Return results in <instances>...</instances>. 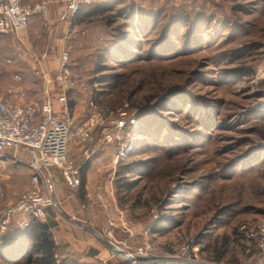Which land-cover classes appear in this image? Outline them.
Listing matches in <instances>:
<instances>
[{"label": "rangeland", "instance_id": "obj_1", "mask_svg": "<svg viewBox=\"0 0 264 264\" xmlns=\"http://www.w3.org/2000/svg\"><path fill=\"white\" fill-rule=\"evenodd\" d=\"M55 2L23 32L0 35V100L39 105L48 91L61 109L64 51L75 80L66 167L80 183L57 168L54 205L33 220L55 223L51 237L88 235L107 255L94 264H132L143 246L262 264L264 0H93L75 15ZM96 114L105 120L87 155L79 128ZM19 158L0 159V264H28L10 261L8 239L30 220L12 213L2 227L33 187ZM69 247L62 238L57 264L70 263Z\"/></svg>", "mask_w": 264, "mask_h": 264}, {"label": "built area", "instance_id": "obj_2", "mask_svg": "<svg viewBox=\"0 0 264 264\" xmlns=\"http://www.w3.org/2000/svg\"><path fill=\"white\" fill-rule=\"evenodd\" d=\"M70 15L77 14L83 7L93 0H60ZM51 8V0L26 2L25 0H0V35H18L25 30L31 16L46 14ZM61 70L59 81L60 94L57 98L61 109L56 110L55 104L47 93V98L41 104H20L8 100H0V151L6 149H26L30 152L24 162L32 171L33 187L22 194L19 204L10 208L3 219L2 227L6 228L12 213L29 214L33 219H42L47 209L54 205L52 169L62 168L63 176L72 187L79 185L77 170L68 169V145L74 125L69 114L66 94L75 85L68 66L69 55L61 54ZM100 114L92 115L85 125L79 128V135L83 146H87L89 155L93 137L91 129L104 123ZM123 125V123H121ZM120 124V125H121ZM106 140L113 141L110 133ZM28 225V223H25ZM264 259V244L261 245ZM134 264H212L201 261L196 249L184 247L182 254L177 256H153L148 246L139 247L129 253ZM106 264V261H104Z\"/></svg>", "mask_w": 264, "mask_h": 264}, {"label": "crops", "instance_id": "obj_3", "mask_svg": "<svg viewBox=\"0 0 264 264\" xmlns=\"http://www.w3.org/2000/svg\"><path fill=\"white\" fill-rule=\"evenodd\" d=\"M25 1L26 2H35L38 0H25ZM56 2L62 3L60 0H56ZM51 4H52V0H51ZM40 15H44V14H35V15L31 16L30 21H29V25L31 24V21L34 17H38ZM29 155H30V152L26 149L17 150V149H11L10 148V149L0 151V159L4 160V158L8 157V158L14 160V158L21 157V158L17 159V161L21 162V164H24L23 159L28 158ZM57 170H58L57 168L52 169V174L54 173V175L56 176ZM12 175H20V174H19V172H16V173H13ZM21 214L22 215H20V218L24 221L26 220L25 221L26 223H28L30 220V225L27 228V232L19 233L17 236H14V237L8 239V241H9L8 257H9L10 261L11 260L13 261V263H15L14 260L19 261L21 258H24L25 256H27V253L32 251L33 244L35 243V238H34L33 232H34V228L36 227L37 222L35 220H33V218L29 214H26V213H21ZM42 223H47L49 225V231H50V233L52 232V234H53V231L56 230V228H57V226H55V223H53L51 221L42 222ZM23 224H25V223H23ZM10 225L11 224H9V226L7 227V229L9 230L8 231L9 234H10V232L14 231V230H12V227L10 229ZM52 237H53V241L56 245L55 252L58 249V247L60 246V244L62 242V238H64V239L66 238L70 242V247L68 248V250L66 252V256H65L67 258V260L70 262L69 264H94V263H96L95 261H98V260L102 261L103 260V257L101 255L107 256V255H105L104 249H101L97 245H94L93 243L90 242V240H89L90 237L88 235L80 236V235L76 234V236H75L74 234H71V235H67L66 237H60V235L57 233L56 237H55V234ZM56 257H58L57 253L55 254V258ZM57 260H56V262H57ZM262 264H264V261Z\"/></svg>", "mask_w": 264, "mask_h": 264}, {"label": "trees", "instance_id": "obj_4", "mask_svg": "<svg viewBox=\"0 0 264 264\" xmlns=\"http://www.w3.org/2000/svg\"><path fill=\"white\" fill-rule=\"evenodd\" d=\"M83 182L84 179H82V184ZM33 235L35 243L33 244V250L27 253L28 264H57L55 258L56 245L51 237L49 225L37 222Z\"/></svg>", "mask_w": 264, "mask_h": 264}, {"label": "water", "instance_id": "obj_5", "mask_svg": "<svg viewBox=\"0 0 264 264\" xmlns=\"http://www.w3.org/2000/svg\"><path fill=\"white\" fill-rule=\"evenodd\" d=\"M113 248H114V251H116V252H119V253H124L125 252L122 248H120L118 246H114Z\"/></svg>", "mask_w": 264, "mask_h": 264}, {"label": "bare ground", "instance_id": "obj_6", "mask_svg": "<svg viewBox=\"0 0 264 264\" xmlns=\"http://www.w3.org/2000/svg\"><path fill=\"white\" fill-rule=\"evenodd\" d=\"M16 254V253H15ZM17 255V254H16ZM125 256V255H124Z\"/></svg>", "mask_w": 264, "mask_h": 264}]
</instances>
